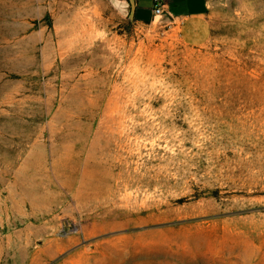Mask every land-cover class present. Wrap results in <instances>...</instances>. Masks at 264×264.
<instances>
[{"label": "rangeland", "instance_id": "374dc122", "mask_svg": "<svg viewBox=\"0 0 264 264\" xmlns=\"http://www.w3.org/2000/svg\"><path fill=\"white\" fill-rule=\"evenodd\" d=\"M210 13L191 47L132 0H0V264H264V0Z\"/></svg>", "mask_w": 264, "mask_h": 264}, {"label": "crops", "instance_id": "0c3cea01", "mask_svg": "<svg viewBox=\"0 0 264 264\" xmlns=\"http://www.w3.org/2000/svg\"><path fill=\"white\" fill-rule=\"evenodd\" d=\"M132 9L138 21L153 18V0H132ZM164 16L174 23L188 46H203L213 35L210 0H167Z\"/></svg>", "mask_w": 264, "mask_h": 264}, {"label": "bare ground", "instance_id": "6f19581e", "mask_svg": "<svg viewBox=\"0 0 264 264\" xmlns=\"http://www.w3.org/2000/svg\"><path fill=\"white\" fill-rule=\"evenodd\" d=\"M144 47L143 43L139 44L138 51L140 52L141 49ZM149 53V58L155 59L157 58L158 54V49H147ZM145 79L142 76H135L133 78V86L129 87L128 89H122L123 96L128 99V101H132L135 105L138 101V96H136L134 99H131V92L133 90L136 91V94H140L141 90H143V86L145 85ZM115 91L118 90L117 84L114 86ZM120 125H123V121L118 122V126L116 127V130L112 132V137L113 140L116 142L117 146H121L124 141L130 142V140L137 139L139 136L136 134V131L128 132L126 133L125 130H120ZM108 147V146H106ZM104 149L102 148H95L96 153H102ZM34 153V152H31ZM42 166L41 170L38 172L40 176L36 175L37 173H33L28 175L27 172L24 174H18L15 177V191L18 195L21 196L22 201L21 202H28L31 204L32 207L34 208H39L43 206V203L47 198H49L44 191L43 184L46 183L47 181L51 180V177L49 175H45V169L43 168L44 163L41 161L39 164ZM32 169L33 172L34 169L36 168V163L34 161H29L28 165L23 168ZM59 175V174H58ZM60 176V175H59Z\"/></svg>", "mask_w": 264, "mask_h": 264}, {"label": "built area", "instance_id": "2783aa9c", "mask_svg": "<svg viewBox=\"0 0 264 264\" xmlns=\"http://www.w3.org/2000/svg\"><path fill=\"white\" fill-rule=\"evenodd\" d=\"M167 0H153V15L162 16L165 13Z\"/></svg>", "mask_w": 264, "mask_h": 264}]
</instances>
